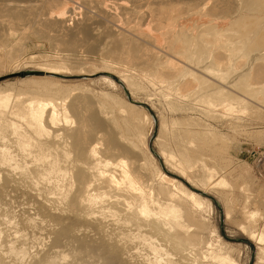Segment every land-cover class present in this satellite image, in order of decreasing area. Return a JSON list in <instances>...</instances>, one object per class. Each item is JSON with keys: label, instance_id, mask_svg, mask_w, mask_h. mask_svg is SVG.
Instances as JSON below:
<instances>
[{"label": "bare ground", "instance_id": "1", "mask_svg": "<svg viewBox=\"0 0 264 264\" xmlns=\"http://www.w3.org/2000/svg\"><path fill=\"white\" fill-rule=\"evenodd\" d=\"M111 1H113L111 5L100 4L101 6H97L100 14H102V16L99 14V19L92 17L91 14H86V16L83 15L85 19L82 17V21L75 22V26H71L69 23L72 22V16L76 14L77 8L74 9V6L70 7V5H68L69 7L65 5L63 8H57L56 4L53 3L55 4L53 7L57 9L48 11L52 10L49 8L47 10L49 13H44L41 16V13L39 14L42 10L41 5H36L35 1V4L33 2L13 1L4 5L3 10L10 12L17 22H32L40 31L50 34L58 32L59 35L60 33H68V36L69 34L81 36L80 34L89 33L94 25L99 26L98 22H100L105 26L104 29L107 33L103 32L106 35L109 34V38L117 37L127 44L126 48L129 47L127 60L133 59L135 64L138 63L135 66H139L138 72L141 75L146 76L149 73L152 75L154 70L155 80H152L159 82H163L168 77L165 74L170 75V82L165 81V83L168 84V89L174 91V94L176 93L179 96L198 94L210 106H220L218 107L221 113L219 115H223L222 112L225 111L224 113H226V110L222 111V107L228 111H232L237 107L240 108L239 105L244 99H241L235 93L241 89L245 94L256 97L253 100L254 102L252 101L254 105H250L251 107L248 106L249 101L244 100L247 102V105L245 104L246 108L247 106L251 109L255 106L264 108V0ZM108 3L110 2L108 1ZM130 15L134 16V21ZM146 20L149 21L146 26L147 31L143 28L144 24H147ZM10 21L6 24L0 22V33H3V31L10 32L9 34L12 33L13 23ZM131 22H135L134 25ZM117 23L120 25L118 24L116 28L109 25ZM37 27L36 29H38ZM166 80L168 81V79ZM13 97L12 94H0V121L1 118L3 120L4 116L7 115L12 118L11 121L9 119L8 121L3 120L5 121L3 125L6 123V126L0 124V140L4 141L8 134L13 135L18 151V154L14 155L10 149L6 148L7 145L0 149V172L3 174L4 179L0 198H2V192L13 190L30 196L38 204L40 210L45 211L46 209L48 211L47 214L52 209L49 208L50 204L60 203L59 205H62V207L64 205V207L59 209L60 207L57 206L58 209L55 210L54 221L56 227H58V230L54 229L55 232L54 227L52 228L51 225L52 232H49L50 229L47 230L49 226L44 225L45 221L34 217L24 220L21 226L23 225L25 228L32 230V239L29 237L31 240L19 231L21 229L18 228V225H14L11 221L4 222L6 227L4 230H0V235L5 234L6 241L4 246H0V264H5L6 260H11V264H75L76 258L74 260L71 258L72 261H69L65 252L60 250L62 246H69L67 244H72L75 241L77 243L79 241V245L82 242V247H87L86 249L96 247L99 252L109 251L110 256H113L117 264H200L198 258L201 255L196 254L197 259L190 261V253L193 251L202 254V257H204L201 259H204V262H207L208 259V263L210 260L211 264H219L223 261L228 264H235V261L230 259V255L224 257V260H219L213 253H209L210 249L213 252L210 245L207 251H203L199 232L205 226L203 227V222L200 223L201 220L198 219V216L204 201L195 194L181 189L176 184L177 182L159 172L152 179L163 187L161 193H159L160 191L157 192L160 196L165 197V201L161 203V200H153L150 197L152 192L148 193L146 191L148 181L144 182L143 180L146 177L142 178L139 171H137L139 173L137 175L136 168H131L129 160L123 158L118 163L117 159V164L112 161L113 157L112 160H109L119 149L118 144L120 142L117 141L118 144L115 142L117 139L114 141L115 143L111 140V142L108 140L109 142L104 143L105 139L110 138L104 136V147H98L99 141L102 140L100 134L103 132V126L106 127V124L107 126L111 125L106 113H109L110 110L103 111L104 105H101L100 109L98 108L97 113H100L98 116L90 113L89 116H85L86 109H89V106L84 108L86 111H83L85 113L83 114L80 102L74 100L75 102L73 101L70 106L65 104L69 97L66 96L55 99L34 98L25 100L20 103V109L16 107L14 110L11 106ZM80 100L82 101V99ZM17 102H21L20 98L16 99ZM9 109L11 110L8 112ZM257 110L255 109V111ZM70 111L75 117L77 116L78 123H76L78 127L76 126V130H74L73 138L70 136L73 142H71V148L69 149L67 146L68 140H64L63 136L57 135V132L54 133L53 131L52 133V130L50 129V131L48 128L58 126L61 122L65 124L73 123L70 121L72 118L69 116ZM261 111H259L260 114ZM233 112L231 114H234ZM228 115L230 113L226 114V116ZM262 115L264 114L262 113ZM113 127L116 129V126ZM105 131L107 133V130ZM109 133L111 134V132ZM52 137L59 138V143L53 144L52 142L46 143V140L43 141V138ZM118 140H122L120 136ZM123 150L125 149H122L121 154ZM125 153L127 154L126 150ZM106 156H109V158ZM114 156L116 157V155ZM164 156L167 163L179 169L181 168L179 167L180 158L183 157L178 156L180 157L178 159L180 163L176 161L177 159L175 160L178 165L174 162L172 155L164 154ZM114 164L120 169L119 174L111 171V166ZM220 183H223V181L221 180ZM124 187L136 195L132 202L129 201L130 199L122 197L121 193L124 190L121 192V189ZM109 189H113V191L114 189L121 190V196H118V194L112 195V197ZM181 213H183L182 216ZM67 215L71 216L72 219L70 217L66 218ZM181 217L183 220L180 219ZM190 223H193V225ZM193 226H195V230L192 229ZM25 228L23 229L26 230ZM46 231L54 236L52 246L47 248L42 246L41 243H36V241L39 242L40 235ZM17 234L21 235L17 236ZM2 236L4 237V235ZM256 236L253 235L252 237L255 238ZM11 238L12 240H10ZM16 238H19V240ZM259 240L261 244L264 243V231ZM16 242L19 246H16L18 244L15 245ZM29 243L32 244L31 247L37 246L35 253L31 254ZM146 251L147 253H145ZM193 256L196 258L195 254Z\"/></svg>", "mask_w": 264, "mask_h": 264}, {"label": "rangeland", "instance_id": "2", "mask_svg": "<svg viewBox=\"0 0 264 264\" xmlns=\"http://www.w3.org/2000/svg\"><path fill=\"white\" fill-rule=\"evenodd\" d=\"M13 1L33 2L34 4L36 2V5H41L40 8H42L39 12V14L41 13L40 16L48 11H53L61 7L63 8L65 5L67 7H69L68 5H70V7L74 6V9H77L76 14L72 16V22L69 23L71 26H75L77 22L82 21V17L84 18L86 14H91L92 17H97L99 19V16H102V14H100L99 7L97 6L105 4L111 5L113 1L0 0V14L2 13L0 15V22L6 24L11 20L10 22L13 23V29L11 31L13 34H9L10 32L5 31L0 33V94H12V96H14L11 102V106L14 110L16 107L20 109V103L25 100L34 98L55 99L57 97L66 96L69 97L65 104L70 106L74 100L80 102L82 104L81 112L87 110L85 112L86 114L83 112L85 116H89L90 114L98 116L100 114L99 112L97 113L98 108L100 109L101 105H104L103 111L106 112L110 110V114L108 112L106 113L108 114L107 117L111 125L108 124L110 126H107L106 124V127L103 126V132H100L102 140L99 141L98 147H104L103 140L108 137L110 138L107 140L105 139L104 143L108 140L114 142L116 139V144H118L117 141L120 142L118 144L119 146L117 145L119 149L116 147L119 155L116 152L114 155H116L117 158L113 155L109 160H112L113 157L112 161L115 164H117V162L119 163L123 158L124 160H129L132 166L131 168H136V174L138 175L140 173L139 175L142 176V178L146 177V180L143 179L144 182L148 181V185H146L149 189L147 188L146 191L148 193L152 192L150 197L153 200H161V203L165 201V197L159 194L163 187L160 186V183L153 180L154 176H157L159 172L177 182L176 184L181 189L195 194L204 201V205L198 216L199 218L197 217L201 220H199L200 223L203 222V227L205 226V228L199 232L201 235V245L203 244V251H207L208 247L212 246L213 252H211L210 249L209 253H213L219 260H224L230 255V259L234 260L235 264H264V243L261 244L259 240L260 235L264 231V158L260 159V154L264 155V115H262V113L264 114V112H262L264 108H257L256 106H253V109L250 108L254 105L253 100H255L256 97L251 94H245L241 89H239L240 92L239 90H237L238 92L236 91V93L233 91L241 97V99H247L246 101H249L248 106H251H247L246 108L247 102L242 100V103L239 105L240 108L237 107L234 109L235 111H228L222 107L221 110H226V113L220 110L223 115H219L220 112L218 107L220 106L217 107L215 105L218 109L217 111L214 105L213 107L207 104L205 102L206 100L202 99L198 94H186L187 96L174 94V91L170 88L168 89L169 86L165 83V81L170 82V75L165 74L166 77H168L165 79L162 78L164 79V83L152 80L155 77L154 70L152 75L149 73L151 75L150 77L148 76L149 74L146 76L141 75L138 72L139 66H135L138 65V63L136 62L137 64H135V60L133 59L127 60L129 48H126L127 44L123 43L120 38H109V34H107V36L103 32L105 31V26L100 22H98L99 26L94 25L89 33L80 34L81 36H73V34H69L68 36V33H60L59 35L58 32L50 34L40 31L32 22L28 23V21H26L19 23L13 18L10 12L6 11V13L5 10H3L4 5ZM108 1L110 3H108ZM54 5L57 8L53 7ZM92 6L96 7L93 8ZM49 8L52 10H48ZM96 10L98 15H95ZM108 14L111 15L110 13ZM130 17L133 18L134 21V16L130 15ZM145 22L147 24H144ZM145 22L143 23V28L146 29L149 21L146 20ZM131 23L134 25L135 22ZM118 24L119 23L109 25H113V27L116 28ZM36 27L38 29H36ZM117 39L119 40L117 41ZM75 44H77V46H75ZM162 48L164 49V47ZM166 79H168V81ZM17 98L21 100V102H17L18 104L16 103ZM80 99H82L83 102ZM85 104L87 105L85 106ZM242 104L245 109L242 108ZM87 106H89V109L85 110L84 108H88ZM236 109L238 112H241L238 113ZM255 109L262 110L261 114L259 112L260 110H257L258 113ZM10 110L11 109H9L8 112ZM91 111L96 112L92 113ZM231 112L234 114H231ZM227 113H230V115L226 116ZM73 115L72 112L69 114L70 118L72 117L70 121L73 123L65 124L61 122L58 126H51V128H48L52 130H50L52 133L54 131V133H58H56L57 135L63 136L64 140L67 139V146L69 149L71 148V142H73L74 130L78 127V118ZM257 115H259L263 121L257 117ZM9 116L10 115L4 116L3 120L8 121L9 119L11 121L12 118ZM5 117H8L7 120ZM3 120L1 118V126L6 124L3 125L5 122ZM128 120L130 121L128 122ZM113 126H116L117 130ZM111 127L112 130L114 129L113 131L116 132H113ZM105 130H107L109 135L105 133ZM109 132H111V134ZM200 135L203 139L200 138ZM70 136H72V138H70ZM119 136L122 140H118ZM5 140H0V149H3L7 145L6 148L10 149L14 155H17L18 151L14 143L15 138H13V135L8 134ZM44 140L47 141L46 143H59V138H43V141ZM203 140H205L206 143ZM122 149H125L127 154L125 150H123L121 154ZM180 151L183 156L179 153ZM164 154L172 155L174 157V162L177 164L179 162L178 159L183 157L180 158L182 164L179 162L182 166L178 164L181 170L167 163ZM106 157L109 158V156ZM115 164L111 166L112 169H110L117 173L120 169ZM183 166L185 167L182 168ZM186 170L189 175L186 174ZM137 171H139V173H137ZM119 173L120 172L117 174ZM206 178L212 181H208ZM221 180L223 183L219 184ZM0 182L1 193L4 186L3 174L1 172ZM109 190L111 196L118 194V196H121L122 194V197L124 196L130 199V202L136 197L133 192H130L125 187L121 189L122 191H117V189H114V191L113 189ZM157 191L160 192L158 193ZM2 194V198H0V230H4L6 227L4 222L11 221L14 225H18V228L20 227L19 229L21 230H18L27 235V239L31 240L32 230L25 228L23 225L21 226L23 221L27 220L29 217L45 221L44 225L49 226L47 229L48 231L50 229L49 232H52L51 229L53 227V230H58L54 221V213H56L55 210L58 209V207L61 209L64 205L62 207V205H59L60 203H55V206L50 204L51 206L49 205V208L51 207L52 209L51 212L47 214L46 212L48 211H46V209L45 211L40 210L38 204L27 194L20 191L15 192L13 190H8L5 193L2 192ZM182 215L183 213H181V216ZM68 217L72 219L71 216L67 215L66 218ZM180 219L183 220L182 217ZM190 224L193 225V223ZM192 229L195 230V226H193ZM48 231L42 233L40 235L41 237L38 236L39 242L36 241V243H41L44 247L46 246L45 248L48 246L51 247L54 239V236L49 234ZM2 235H4V237ZM2 235H0V246H4L6 241L5 234ZM18 235L19 234H17V236ZM253 235L257 236L254 238L252 237ZM16 239L19 240V238ZM10 240H12V238ZM16 244H18V242H16L15 245ZM80 244L81 245H79V241L78 243L75 241L74 243L72 242V244H67L69 246L71 245L70 247L64 245L60 250L65 252L69 261L76 258L75 264H117L113 256H110L109 251L99 252L96 247H88L89 249L84 247V249L82 247V242H80ZM31 245L32 244L29 243V247L31 248L30 252L32 254L37 250V246L34 245L31 247ZM16 246H19V244ZM145 253H147V251ZM194 254L196 258H194ZM196 254L201 255V257L199 256L198 258L200 264H211L210 260L208 263V259H205L207 262H204V259H201L204 256L202 257V254L195 253L194 251L190 253V261L197 259L198 256ZM10 262L12 263L11 260H6L5 264ZM223 262L219 264H228L225 263V261Z\"/></svg>", "mask_w": 264, "mask_h": 264}, {"label": "built area", "instance_id": "3", "mask_svg": "<svg viewBox=\"0 0 264 264\" xmlns=\"http://www.w3.org/2000/svg\"><path fill=\"white\" fill-rule=\"evenodd\" d=\"M264 158V155L260 154V159H263Z\"/></svg>", "mask_w": 264, "mask_h": 264}]
</instances>
